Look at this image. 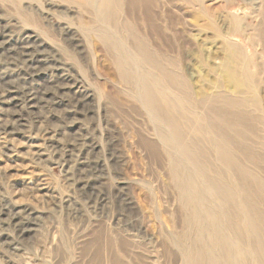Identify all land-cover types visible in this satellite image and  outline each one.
<instances>
[{
  "label": "rangeland",
  "instance_id": "rangeland-1",
  "mask_svg": "<svg viewBox=\"0 0 264 264\" xmlns=\"http://www.w3.org/2000/svg\"><path fill=\"white\" fill-rule=\"evenodd\" d=\"M124 1L129 8L125 4L117 19L129 18L127 9L149 19L151 45L160 42L159 31L165 33L169 67L179 65L193 88L198 79H210L196 65V46L216 55L212 65L221 57V42L214 44L216 36L204 30L210 18L221 26L238 21L240 28L264 21L256 0ZM83 3L0 0V125H9L7 131L0 127V264H179L174 240L182 238L181 205L167 182L166 159L146 140H152L149 127L131 94L121 90ZM252 26L230 36L249 55L261 52L251 46ZM182 31L191 45L182 43ZM259 60L264 63V53ZM258 79L254 94L264 111V72ZM246 111L240 125L245 139L228 148L248 172V217L259 230L257 256L264 264V125ZM227 127L233 135L234 126ZM217 164L229 173V166ZM229 184L238 190L237 180ZM183 226L192 237L194 227Z\"/></svg>",
  "mask_w": 264,
  "mask_h": 264
},
{
  "label": "bare ground",
  "instance_id": "bare-ground-1",
  "mask_svg": "<svg viewBox=\"0 0 264 264\" xmlns=\"http://www.w3.org/2000/svg\"><path fill=\"white\" fill-rule=\"evenodd\" d=\"M83 2L81 6L85 5L90 10L95 21L92 30L114 64L123 86L121 90L131 94L133 104L151 130L149 132L147 128L146 132L152 140L150 137L146 140L156 153L159 149L166 159L167 182L175 191L176 202L181 205L177 227L182 238L177 242L174 240L178 245L179 264H244L243 259L246 258H255L261 264L257 256L261 252L259 230L248 217V172L240 161L230 155L228 144L245 139L241 126L246 109L251 110L249 119L253 123L264 125V111L260 99L254 94L255 84L264 72L263 60H259L264 53V21L240 28L238 21L221 26L210 18L204 30H210L216 36L218 41L212 40L214 44L221 42L217 48L221 57L219 64L212 65L209 63L212 52L205 51L204 46H196V65L210 79L208 83L198 79L196 88H193L179 65L176 69L173 65L169 67L173 55L162 48L165 33L159 31L160 42L152 40L151 45L148 40L149 19L141 20L128 9L129 18L117 19L120 9H125V4L128 6L126 1ZM256 2L257 10L264 13V0ZM41 13L47 14L44 11ZM141 24L146 27H140ZM186 25L189 23L186 22ZM249 26L254 32L251 46H260V53L249 55L246 47L241 50L230 38L233 34L245 33ZM184 34L185 31L180 33L182 43L191 45ZM5 35L10 39V34ZM223 42L226 45L222 46ZM237 46L240 48L238 55L234 52ZM178 52L174 56L181 54ZM17 56L21 62V51ZM14 72L21 74L18 70ZM32 98H27V101L31 102ZM187 113L192 116H187ZM231 124L234 126L231 129L233 135L229 134L227 127ZM2 125L0 127L4 131L9 129L7 122ZM218 160L229 166L228 174L218 170ZM233 179L238 181L237 191L233 184H229ZM229 209L232 211L231 222L227 224L224 219ZM233 216L242 225L235 224ZM260 219L263 221L264 217L261 215ZM183 225L194 227L190 229L192 237L188 236L189 231H183ZM249 241L253 248L248 247Z\"/></svg>",
  "mask_w": 264,
  "mask_h": 264
}]
</instances>
